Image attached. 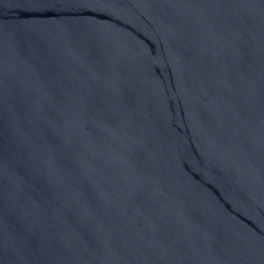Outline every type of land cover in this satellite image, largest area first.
<instances>
[{
  "label": "water",
  "instance_id": "water-1",
  "mask_svg": "<svg viewBox=\"0 0 264 264\" xmlns=\"http://www.w3.org/2000/svg\"><path fill=\"white\" fill-rule=\"evenodd\" d=\"M0 264H264V0H0Z\"/></svg>",
  "mask_w": 264,
  "mask_h": 264
}]
</instances>
